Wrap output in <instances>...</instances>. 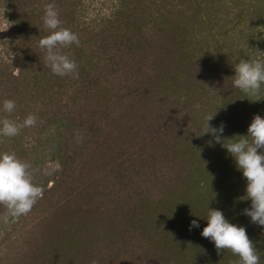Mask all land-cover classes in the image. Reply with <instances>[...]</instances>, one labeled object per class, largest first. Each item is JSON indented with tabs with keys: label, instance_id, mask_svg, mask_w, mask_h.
<instances>
[{
	"label": "trees",
	"instance_id": "1",
	"mask_svg": "<svg viewBox=\"0 0 264 264\" xmlns=\"http://www.w3.org/2000/svg\"><path fill=\"white\" fill-rule=\"evenodd\" d=\"M92 1L0 0V107L11 99V119L37 117L0 138V153L30 163L44 189L28 215L0 222V264H238L201 236L209 209L244 227L264 264V228L242 214L246 179L202 135L208 115L222 139L264 115L232 80L239 59L262 56L242 40L264 22V0ZM48 3L78 34L80 46L62 50L78 78L54 75L38 47Z\"/></svg>",
	"mask_w": 264,
	"mask_h": 264
},
{
	"label": "clouds",
	"instance_id": "2",
	"mask_svg": "<svg viewBox=\"0 0 264 264\" xmlns=\"http://www.w3.org/2000/svg\"><path fill=\"white\" fill-rule=\"evenodd\" d=\"M42 22L50 34L38 39V47L45 53L47 66L54 75L78 78V64L62 51L73 44L80 46L78 34L62 26L55 3L45 5ZM261 54V58H241L234 67L233 86L247 95H257L264 85V53ZM7 55L12 62L13 54L8 51ZM196 107L199 108V105ZM15 110L14 100L3 101L0 113L5 115H0V138L16 137L23 128L36 125L37 117L34 114H29L22 122L11 119ZM214 116L205 117L202 135L211 134L215 142L221 144L234 159L247 182L246 195L242 199L251 201L250 209H244L242 214L250 217L253 224L264 228V118L255 115L246 136L222 139L225 125L221 123L219 127H212L209 122ZM74 137L78 146L84 140V135L78 129L74 130ZM0 142H3L2 139ZM43 191V187L34 182L30 163L20 159L15 152L0 153V207L5 210L0 214V222L6 224L11 219L28 215L42 198ZM206 220L207 226L201 236L214 243L218 255L228 250L239 257L238 264H260L259 252L244 227L230 223L222 211L215 209H209ZM192 227H199L196 220L191 222L189 230ZM92 264L97 262L93 260Z\"/></svg>",
	"mask_w": 264,
	"mask_h": 264
},
{
	"label": "rangeland",
	"instance_id": "3",
	"mask_svg": "<svg viewBox=\"0 0 264 264\" xmlns=\"http://www.w3.org/2000/svg\"><path fill=\"white\" fill-rule=\"evenodd\" d=\"M98 5H99V1L97 2V0H94V1H92L91 2V4H90V7H92V8H97L98 7ZM100 6H101V4H100ZM1 20V19H0ZM2 22V23H1ZM0 22V31H3L4 29H5V25H6V21H5V19H2V21ZM244 26V22L242 21V22H240V29L242 28ZM239 27H237V28H239ZM0 35H1V33H0ZM245 44H243V47L244 48H246V47H248L249 46V48H254V49H256V52H259L260 54L261 53H264V22H261L260 23V27L257 29V31L252 35V36H249L248 38H247V40L245 39V40H242ZM262 55V54H261ZM255 98H256V100L258 101V106L260 107V110H264V99L263 98H261L260 96H258V95H255ZM155 106V105H154ZM264 112V111H263ZM262 118H264V115H263V117ZM51 186V183H48V187H50ZM38 209H39V207H38ZM41 210V209H40ZM50 218V217H49ZM18 219H15L14 221H17ZM36 220L38 221V220H40L41 222H40V224H42V226L40 227V225H38V229H40V228H45V226L47 227L48 225H47V221H46V219H45V214L41 211V212H37V214H35L34 213V219L32 220V221H30V222H32V223H35L36 222ZM3 223V222H2ZM3 224H5V223H3ZM11 224L12 225H14V224H16V223H11L10 221L8 222V223H6L5 225H8L9 227L11 226ZM17 224H20V223H17ZM7 227V226H6ZM9 227H8V229H9ZM7 229V228H6ZM5 229V230H6ZM7 229V230H8ZM27 231H29V229H27ZM27 252V250H26V245L24 246V248H23V253H26ZM216 258V257H215Z\"/></svg>",
	"mask_w": 264,
	"mask_h": 264
}]
</instances>
